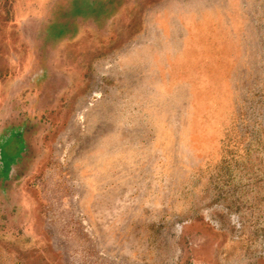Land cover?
<instances>
[{"label":"rangeland","instance_id":"rangeland-1","mask_svg":"<svg viewBox=\"0 0 264 264\" xmlns=\"http://www.w3.org/2000/svg\"><path fill=\"white\" fill-rule=\"evenodd\" d=\"M0 264H264V0H0Z\"/></svg>","mask_w":264,"mask_h":264}]
</instances>
